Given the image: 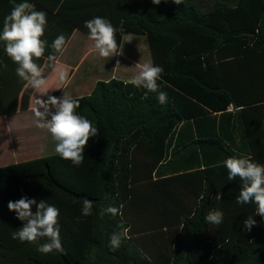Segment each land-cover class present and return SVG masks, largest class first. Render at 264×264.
Returning a JSON list of instances; mask_svg holds the SVG:
<instances>
[{
	"label": "trees",
	"instance_id": "1",
	"mask_svg": "<svg viewBox=\"0 0 264 264\" xmlns=\"http://www.w3.org/2000/svg\"><path fill=\"white\" fill-rule=\"evenodd\" d=\"M82 7L91 17L73 27L89 34L86 21L108 20L97 5ZM126 8L111 23L118 51L126 35L147 38L167 101L129 82H98L76 98L77 114L98 129L81 165L54 154L0 168V264H264V218L254 203H236L242 182L229 181L224 165L230 157L264 165V0H130ZM24 196L59 210L63 252H39L46 238L13 239L26 221L8 203ZM84 199L93 201L89 216ZM109 205L122 214L101 215ZM213 209L223 212L219 226L205 221ZM124 229L111 250L110 236Z\"/></svg>",
	"mask_w": 264,
	"mask_h": 264
},
{
	"label": "clouds",
	"instance_id": "2",
	"mask_svg": "<svg viewBox=\"0 0 264 264\" xmlns=\"http://www.w3.org/2000/svg\"><path fill=\"white\" fill-rule=\"evenodd\" d=\"M176 4H181L182 0H173ZM152 3L159 5L161 0H152ZM47 14L42 10H36L35 5L22 0L15 4L10 14L4 18L0 41L5 43V52L8 57L18 65L17 76L25 83L26 87H31L41 97L49 92L48 77L45 76V69L51 68L57 78V83L66 86L68 72L57 66V55L62 54L66 46V38L60 34L51 44L53 52L47 56V61L43 67L36 63L45 54L47 41L42 39L45 26L47 24ZM89 30L88 39L93 42V49L101 58L111 59L115 55L121 54L118 51L116 41V29L106 19L95 17L85 22ZM121 31H123L121 29ZM131 40H129L130 42ZM136 74L129 81L137 88L143 87L148 92H158L159 84L164 72L163 67L154 66L151 61L137 63ZM62 88H57L59 90ZM158 100L161 104L166 103L167 93L159 91ZM80 107V101L73 99L66 91L62 98L48 96L47 100L35 98L32 112L34 123L40 129L46 130L55 142L56 153L64 160L71 161L73 166H79L84 161V148L90 137L98 133V129L92 122L77 114L76 109ZM51 109H55L54 112ZM50 116V119L48 118ZM227 169L228 180H235L239 177L242 187L236 197L237 204H255L256 215L264 218V165H260L250 158L230 157L224 161ZM216 201L221 200V193L217 192ZM36 205V212H32V206ZM122 207V206H121ZM9 211L16 213L17 219L26 223L17 232L13 233V239H19L22 243H36L41 238H46L47 242L38 247V251L44 254L53 252H63L64 249L60 239L59 210L48 204L45 200L29 199L27 196L19 200L8 203ZM93 201L84 199L82 215L92 214ZM111 214L116 216L122 214L121 208L109 205L102 209L101 215ZM205 221L211 225L219 226L223 222V212L219 209L209 211L205 216ZM256 221L252 216L243 222L244 229L251 231ZM128 229L123 232H114L110 236L109 247L117 250L122 237L127 236Z\"/></svg>",
	"mask_w": 264,
	"mask_h": 264
},
{
	"label": "crops",
	"instance_id": "3",
	"mask_svg": "<svg viewBox=\"0 0 264 264\" xmlns=\"http://www.w3.org/2000/svg\"><path fill=\"white\" fill-rule=\"evenodd\" d=\"M95 1L86 3L85 0H28L35 5L36 10H42L47 14V24L42 39L47 41L48 46L44 56L36 60V63L43 67L48 62L47 56L53 52L50 47L52 42L57 36L63 34L66 38V46L62 54H56V64L67 70L68 81L66 86L59 85L55 73L51 71L47 76L48 94L41 97L33 91L29 108L22 110V98L28 87L25 86L26 82L17 76L18 65L5 56V43L0 41V110L2 108L7 113L0 116V122L9 121L10 117L16 115L29 114L27 115L30 121L28 123H32L30 124L32 127L35 120L32 112L35 98L44 100H47L48 96L62 98L64 91L73 99L88 96L98 82H107L112 79L129 82L137 72L135 68L137 63L152 62L149 45L148 48L146 47L148 41L145 36L126 35L119 50L122 51L121 54L115 55L111 59L101 58L95 52L92 47L93 42L88 39L89 34L78 27H73L71 20L90 18L91 16L84 15L86 12L82 6H85L86 10L90 12V7H86V5L92 3L97 5V9H103L108 21L113 23L125 13L130 0ZM20 2L22 0H0V33H2L4 18L10 14L14 5ZM59 9L63 16L58 14ZM97 16L99 15L95 17ZM70 32H72L71 35ZM128 37H133V40L129 42L128 51L125 52L124 45ZM57 88L62 89L56 90ZM51 111L54 112L55 109H51ZM48 118L50 119V116ZM7 125L10 126V122ZM32 130L34 131L33 139L24 148L19 145V142L17 143L13 134L7 136V140L0 141V168L41 157V153L33 155L36 154L38 143H48L52 148H55V142L52 141L51 135L46 130L38 128L36 124Z\"/></svg>",
	"mask_w": 264,
	"mask_h": 264
},
{
	"label": "rangeland",
	"instance_id": "4",
	"mask_svg": "<svg viewBox=\"0 0 264 264\" xmlns=\"http://www.w3.org/2000/svg\"><path fill=\"white\" fill-rule=\"evenodd\" d=\"M129 40H133V37H128V39L126 40V44L124 45L125 52L128 51ZM146 47L148 48V44L146 45ZM27 115H23V114L16 115L14 117H10L9 121L0 122V141L7 140L6 137L11 136V134H13L14 138L17 140V143L19 142V145H21L22 148H24L26 144L31 142L34 135V131L32 130V128L34 127L35 123H33L31 127L30 124L32 123L30 124L28 123L29 117ZM8 122H10L11 124L10 126L7 125ZM37 145H38V149L36 150V154L33 155H39V153H41L40 154L41 157H48L57 154L55 148H52L48 143L45 144L38 143Z\"/></svg>",
	"mask_w": 264,
	"mask_h": 264
}]
</instances>
